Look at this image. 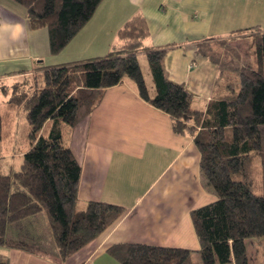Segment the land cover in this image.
<instances>
[{"label": "trees", "instance_id": "16d2710c", "mask_svg": "<svg viewBox=\"0 0 264 264\" xmlns=\"http://www.w3.org/2000/svg\"><path fill=\"white\" fill-rule=\"evenodd\" d=\"M16 1L26 8L31 29L48 31L53 55L67 48L103 2ZM251 30L201 43L198 53L219 67V83L229 89L205 112L193 108V95L184 85L167 77L164 61L171 49L146 46L150 32L141 15L118 32L119 44L106 57L48 67L13 85L0 78V94L10 95L6 104L17 109L20 120L5 133L0 112V143L10 135L11 153L22 159L19 168L3 173L0 156V247L33 252L10 239L8 229L44 214L60 258L68 260L125 215V209L101 202L78 207L82 167L65 135L93 113L108 89L128 80L143 101L170 117L175 134L194 139L201 173L216 201L191 213L197 252L119 244L109 254L120 264H195L194 254L202 264H251L247 241L264 238V32ZM247 35L250 61H243L232 42ZM142 54L154 93L139 63ZM0 264H9L1 254Z\"/></svg>", "mask_w": 264, "mask_h": 264}, {"label": "crops", "instance_id": "0c3cea01", "mask_svg": "<svg viewBox=\"0 0 264 264\" xmlns=\"http://www.w3.org/2000/svg\"><path fill=\"white\" fill-rule=\"evenodd\" d=\"M136 15L147 22V47L171 49L166 75L192 93L193 108L202 112L229 89L219 83V67L198 53L201 43L238 31L264 32V0H103L67 48L53 55L48 31L29 27L26 8L0 0V78L13 85L48 67L106 57ZM249 41L247 35L232 42L243 61H250ZM150 90L155 92L154 84ZM65 142L82 167L78 207L101 202L125 209V215L68 260L60 258L46 216L28 218L11 225L8 237L34 251L6 248L4 260L120 264L109 254L119 244L199 250L191 213L216 201L201 173L200 153L194 139L175 134L170 117L143 101L130 81L108 89L93 113L66 131Z\"/></svg>", "mask_w": 264, "mask_h": 264}, {"label": "rangeland", "instance_id": "374dc122", "mask_svg": "<svg viewBox=\"0 0 264 264\" xmlns=\"http://www.w3.org/2000/svg\"><path fill=\"white\" fill-rule=\"evenodd\" d=\"M240 51H242L241 48H238ZM247 54V52H245ZM246 57V56H245ZM139 63L141 66V69L143 71L144 77L146 79L147 85L150 89L153 88V80L150 73V69L146 60V55L142 54L139 55ZM8 83H12L11 81H6ZM19 82V80L15 81ZM232 84L234 86H239V81L233 80ZM236 91H239V87ZM223 88L220 89V93L223 92ZM10 99V95L6 96L3 94H0V112L3 115L4 118V131L5 133H9L13 131V123L19 122V114L17 113V109L14 107H11L10 105L6 104L7 101ZM12 127V128H11ZM15 148L14 143H12V138L7 137L6 141L3 143H0V156L4 158L3 160V173L7 171V173L10 171L11 167L19 168V166L22 163V160H20V156L18 157H12L11 151ZM8 163V164H7ZM258 167V166H256ZM257 178L260 180V170L257 169ZM257 194H260V191H257ZM45 216V215H44ZM51 244V243H50ZM247 247H248V253L250 257L251 264H264V238L259 240H248L247 241ZM8 249L0 247V253L3 254L7 252ZM194 263L195 264H202L201 259L199 255H195L194 257Z\"/></svg>", "mask_w": 264, "mask_h": 264}]
</instances>
